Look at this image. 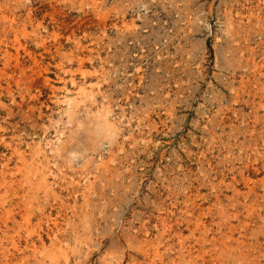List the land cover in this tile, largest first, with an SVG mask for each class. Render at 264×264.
Masks as SVG:
<instances>
[{"label": "rangeland", "instance_id": "374dc122", "mask_svg": "<svg viewBox=\"0 0 264 264\" xmlns=\"http://www.w3.org/2000/svg\"><path fill=\"white\" fill-rule=\"evenodd\" d=\"M0 264H264V0H0Z\"/></svg>", "mask_w": 264, "mask_h": 264}]
</instances>
